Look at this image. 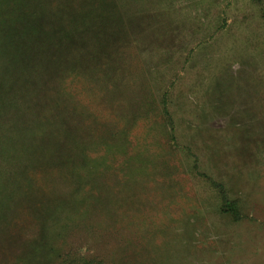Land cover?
Returning <instances> with one entry per match:
<instances>
[{
    "label": "rangeland",
    "instance_id": "obj_1",
    "mask_svg": "<svg viewBox=\"0 0 264 264\" xmlns=\"http://www.w3.org/2000/svg\"><path fill=\"white\" fill-rule=\"evenodd\" d=\"M0 264H264V0H0Z\"/></svg>",
    "mask_w": 264,
    "mask_h": 264
}]
</instances>
